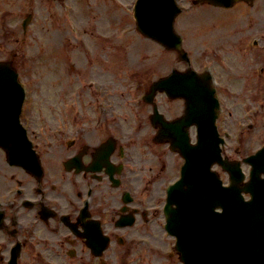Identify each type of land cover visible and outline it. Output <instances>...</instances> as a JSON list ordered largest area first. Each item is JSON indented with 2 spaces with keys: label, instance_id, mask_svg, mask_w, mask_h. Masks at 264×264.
<instances>
[{
  "label": "flooded vegetation",
  "instance_id": "obj_1",
  "mask_svg": "<svg viewBox=\"0 0 264 264\" xmlns=\"http://www.w3.org/2000/svg\"><path fill=\"white\" fill-rule=\"evenodd\" d=\"M29 2L33 0H0V61H8L20 79L26 66L22 47L32 50L31 33L39 22L22 29V9ZM48 9L56 21L62 18L61 10ZM223 9L213 11L222 17L212 31L193 13L183 27L189 63L175 52L168 70L163 56L150 65L146 50L118 48L119 34L111 26H101L95 18L80 20L81 49L67 51L64 81L47 116L38 114L35 97L41 81L25 80L29 95L20 120L27 139L13 136L22 134L13 119L5 129L0 123L5 143L0 145V264L14 257L17 264H116L121 255L148 258L141 245L153 249L158 243L153 228L164 218L169 180L184 163L164 138L182 133L183 126L173 130L164 120L180 118L187 104L165 92L157 94L154 106L142 102L140 95L153 80L138 82L135 90L133 83L97 88L87 81L112 83L117 64L126 73L157 70L158 79L176 71L180 83L193 82L194 118H204L207 108V91L197 87L210 82L219 101L216 124L225 138L224 153H253L264 146V0H240ZM198 75L212 79L199 80ZM155 110L164 119L160 122L158 116L156 125ZM187 130L195 137L199 126L193 123ZM8 151L18 155L11 159ZM19 151L24 152L20 160ZM97 224L121 250L114 246L103 256L92 252L87 242L96 238ZM143 237L147 242L138 239Z\"/></svg>",
  "mask_w": 264,
  "mask_h": 264
},
{
  "label": "water",
  "instance_id": "obj_2",
  "mask_svg": "<svg viewBox=\"0 0 264 264\" xmlns=\"http://www.w3.org/2000/svg\"><path fill=\"white\" fill-rule=\"evenodd\" d=\"M153 7L174 12L172 0H156ZM207 139L213 143L212 152L204 149ZM185 150L183 178L170 193L177 207L168 206L167 225L178 237L184 264H264V207L259 195L244 202L236 186L223 189L208 172L211 161L219 159L216 134L200 137L197 149ZM217 206L225 212L215 213Z\"/></svg>",
  "mask_w": 264,
  "mask_h": 264
},
{
  "label": "rangeland",
  "instance_id": "obj_3",
  "mask_svg": "<svg viewBox=\"0 0 264 264\" xmlns=\"http://www.w3.org/2000/svg\"><path fill=\"white\" fill-rule=\"evenodd\" d=\"M85 1L83 3L76 2V16H78L79 19L83 22L87 21V17L89 19L97 18L101 20V22H99L101 26H104V23L106 25V22L104 21H107L109 19L104 16L103 9H96L94 7V0ZM126 3L127 0H123V2H121L123 6ZM113 13L118 15V12L115 10H113ZM198 13H200L198 19L200 21H205L208 31L215 30L217 27L213 29L212 26H215L217 17H222V14L215 16L216 14L212 11L211 8L207 10L206 8L203 9V7H199L197 9V14ZM199 20L197 21L199 22ZM96 21L98 22V20ZM56 22L57 21L55 20L53 13L49 11L46 2L44 1L43 3H41L39 22H37L35 25L34 41H41L45 43L48 47V52L46 56H44L36 63L37 75L35 80H40L41 82L36 84L35 97L38 103L42 101V103L45 104V109H47V107L48 109L49 107L52 108L51 104H55L54 100H51V98H54L59 92L57 89L59 87H62L61 83L64 81L63 70L66 54L70 49L66 46H61L63 42V34L62 30H57L58 26ZM167 239L170 242H165L164 251L167 252V255L164 258V264H179V262L175 260L174 256L168 258V252L172 250L173 239L171 237H167Z\"/></svg>",
  "mask_w": 264,
  "mask_h": 264
}]
</instances>
